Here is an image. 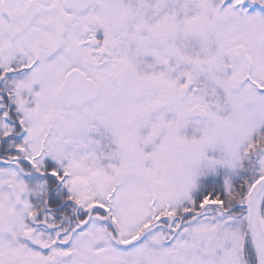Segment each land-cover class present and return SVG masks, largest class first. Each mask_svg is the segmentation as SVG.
<instances>
[{
	"label": "snow or ice",
	"instance_id": "snow-or-ice-1",
	"mask_svg": "<svg viewBox=\"0 0 264 264\" xmlns=\"http://www.w3.org/2000/svg\"><path fill=\"white\" fill-rule=\"evenodd\" d=\"M0 264H264V0H0Z\"/></svg>",
	"mask_w": 264,
	"mask_h": 264
}]
</instances>
